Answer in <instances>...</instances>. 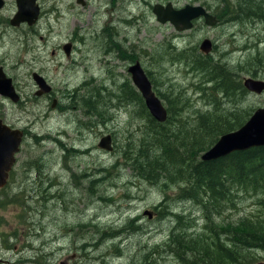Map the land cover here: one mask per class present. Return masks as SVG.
<instances>
[{"label": "rangeland", "instance_id": "1", "mask_svg": "<svg viewBox=\"0 0 264 264\" xmlns=\"http://www.w3.org/2000/svg\"><path fill=\"white\" fill-rule=\"evenodd\" d=\"M85 1V6H81L76 0H38L42 15L34 31L26 28L25 35L15 33L8 37L5 30V36L0 35V67L12 79L18 96H22L18 104L0 96V120L27 131L14 179L7 193L0 197V259L15 264L18 259H41L40 255H46L66 263L75 260L76 264H180L176 257L161 259L150 252L167 243L189 261L193 253L186 254L187 248L185 252L180 251L179 240L193 243L198 249L207 248L210 253L218 245L225 247L229 243L223 240L233 236H227L223 229L239 219L249 218L251 213L250 217L255 216L256 201L240 202L235 210L207 220L197 204L169 202L167 196L176 197L175 188H168L164 194L138 179L126 165L125 157L131 154L128 151L131 145L141 143L142 136L135 134L142 121L137 115H131L134 107L126 106L128 101L120 95L122 90L117 89L123 81H129L131 88L134 86L127 67H116L120 63L118 53L103 51L120 44L123 56L133 58L136 54L140 60H131L140 62L145 74L146 70L154 73L158 92L167 98V101L159 100L168 107L171 88L172 97L181 100L180 119L187 117L191 121L196 110L206 111L207 101L198 90L204 86L202 74L187 71L183 64L170 63L171 54L172 61L179 54L174 50L169 52L167 46L195 48L203 39H208L214 45V59L230 67L241 66L242 81L253 78L245 72L244 62L256 50L264 55V22L224 19L213 28L199 22L191 31L177 35L171 24L156 21L153 5L170 2L177 9L186 4L201 5L217 18L215 12L220 8L217 0ZM142 12L141 20L138 15ZM108 27L113 29L112 38L106 36ZM122 36L128 39L123 41ZM68 42L74 45L70 58L62 49ZM155 50L160 58L156 65L149 58ZM246 69L250 73L256 70L257 77L253 79L264 81V69L249 66ZM32 73L39 74L52 88L50 97L35 95L38 88ZM101 89H104L101 93L104 101L98 100L96 104L104 113L100 115L105 118L103 123L99 115L86 116L79 100L88 95L97 96ZM233 101L254 111L264 108V93L250 94L242 102L238 97ZM53 102H56L54 107ZM108 134L111 152L97 147L101 137ZM27 158L29 165L23 166ZM58 166V171L51 172ZM29 167L33 169L31 173ZM61 167L64 168L60 171ZM48 168L51 169L48 171ZM43 172L40 180L39 174ZM28 173L34 181L16 184L17 177ZM56 194L60 195L59 199ZM160 209L165 213L170 209L172 215L160 218ZM146 210L155 212V216L151 213L152 220L143 215ZM175 215H182L184 219L179 222ZM129 220H134L137 231L123 230L111 237V233L123 228ZM175 222L183 224L173 231ZM217 234L222 238L220 241H214ZM42 247L45 253L39 254L37 250ZM250 250H242L240 257L253 259L252 264L264 263V252ZM105 255L109 256L102 261Z\"/></svg>", "mask_w": 264, "mask_h": 264}, {"label": "trees", "instance_id": "2", "mask_svg": "<svg viewBox=\"0 0 264 264\" xmlns=\"http://www.w3.org/2000/svg\"><path fill=\"white\" fill-rule=\"evenodd\" d=\"M217 4L220 8L215 14L219 21L230 19L242 22L244 19H256L264 22V0H217ZM175 48L170 44L167 46L169 52L175 51ZM194 49L191 52L180 50L176 59L187 61L184 63L190 72L202 74L204 86L199 89V93L207 101L206 111L196 110L191 121L187 117L185 120L180 119L178 111L181 108L178 106L181 100L172 97L171 88L166 102L168 107L163 105L167 113L166 120L159 123L148 113L141 95L129 86V81L122 89L117 87L124 92V101H128L126 106L134 107L131 115H137L142 121L135 134L142 136L141 143L129 148L131 154L125 157V162L138 179L164 191V194L168 188H175L176 197L167 196L169 202L189 201L188 203L197 204L206 218L235 210L240 202L255 200V216L250 217L251 213L249 218L239 219L237 223L223 229L227 236H233L226 240L229 244L225 247L214 246L210 253L207 248L192 249L189 242L185 243L183 240H179L177 246L179 248L188 244L187 251L184 249L185 253L189 254L190 251L194 259H201L207 264H252L253 259L248 260L245 256L241 258L240 252L244 249L264 251V146L233 152L213 161L200 160L201 154L211 148L219 137L236 131L252 115V109L240 107V104L233 101L238 97L242 102L250 93L244 89L239 77L242 69L240 65L230 67L227 63L214 59L212 54L205 56ZM153 53L149 54V58L156 65L160 60L159 53L157 50ZM172 57L171 54L170 63L175 61H172ZM248 66L264 69L263 52L256 50V54H251L244 62L245 72L256 78V70L250 73L246 69ZM146 75L156 96L159 99L163 97L161 101H167L157 90L158 83L154 73L146 70ZM103 90L97 96L79 98L85 113L92 116L104 114L96 104L98 100L99 103L104 100L101 95ZM100 117V123L105 122V118ZM175 218L179 222L184 219L182 215H175ZM132 222L134 220L128 221L130 224Z\"/></svg>", "mask_w": 264, "mask_h": 264}, {"label": "water", "instance_id": "3", "mask_svg": "<svg viewBox=\"0 0 264 264\" xmlns=\"http://www.w3.org/2000/svg\"><path fill=\"white\" fill-rule=\"evenodd\" d=\"M36 1L17 0V13L13 16L10 22L11 25L17 26L20 23H26L28 26L33 25L39 15V7ZM78 2H81V0H78ZM152 14L158 23H169L179 33L191 29L192 22L201 18L206 26L213 27L218 24L217 18L207 12L201 5L186 4L179 9H175L171 3L166 5L155 4L152 7ZM63 49L66 56H69L70 45L64 46ZM199 50L205 56L209 55L212 50L211 41L208 39L202 40ZM128 73L130 74L131 83L141 95L148 113L155 120L164 121L167 116L166 110L153 92L152 85L141 65L136 62L128 69ZM32 79L38 88L35 93L36 96L50 91L49 86L41 76L33 73ZM243 87L248 93L258 96L264 92V81L248 77L243 80ZM0 96L7 98L13 104L19 101V96L14 89L11 78L5 75L2 68H0ZM52 107H54V104ZM22 139L23 133L20 129H12L0 120V189L7 184L8 173L15 163V155L19 151ZM262 146H264V108H258L243 127L219 137L216 143L202 154L201 160L213 161L233 152ZM98 147L101 150L111 152V137L109 135L101 137ZM144 215L148 219L152 218L149 211H145Z\"/></svg>", "mask_w": 264, "mask_h": 264}, {"label": "flooded vegetation", "instance_id": "4", "mask_svg": "<svg viewBox=\"0 0 264 264\" xmlns=\"http://www.w3.org/2000/svg\"><path fill=\"white\" fill-rule=\"evenodd\" d=\"M76 3L77 4H79V5H81V6H85V4H86V1L85 0H81V2H78V0H76ZM168 3H170V2H168ZM168 3H166V4H168ZM36 4L38 5V7H39V15H38V18H37V20L35 21V23L33 24V25H31V26H28L26 23H20L19 25H17V26H12L11 25V20L13 19V16L17 13V0H0V35H4L5 36V30L8 32V33H6V36H8V37H10V34H17V36H19V34L20 33H22V35H25V32L23 31V29H28L29 31H34V28L33 27H35L36 25H37V23L39 22V20L41 19V15H42V11H41V7L39 6V4H38V0L36 1ZM166 4H164V5H166ZM203 7V6H202ZM175 8V7H174ZM204 8V7H203ZM175 9H177V8H175ZM205 9V8H204ZM206 10V9H205ZM7 11H10V13H7ZM207 12H209L208 10H206ZM210 13V12H209ZM211 14V13H210ZM135 16H137V15H135ZM138 17H140V19L142 20L143 19V17H144V13L142 12L140 15H138ZM218 20V19H217ZM199 22H202L203 24H204V21H203V19L201 18V19H199V20H195V21H193L192 22V28L191 29H189L188 31H191L193 28H195L196 26H197V24L199 23ZM160 24V23H159ZM162 25H164V24H162ZM217 25H220V21L218 20V24ZM217 25H215V26H217ZM204 26H206L205 24H204ZM215 26H213V27H215ZM113 27V26H112ZM112 27H108L109 28V31L108 32H106V33H108L106 36L107 37H110V38H112V37H114V33L112 32ZM207 28H213V27H209V26H206ZM2 29H4V30H2ZM175 30V29H174ZM188 31H184V32H188ZM4 32V33H3ZM110 32H111V34H110ZM175 32H176V34L177 35H184V33L183 32H181V33H179V32H177L176 30H175ZM115 34L118 36V34H119V32L118 31H116L115 32ZM128 38H126V37H124V36H122L121 37V40H123V41H126ZM204 40V39H203ZM117 41V40H116ZM113 42H114V40H113ZM115 44H117L116 42H114ZM212 43V42H211ZM66 45H70V54H69V56H66V54H65V52H64V46H66ZM119 46V47H118ZM199 46L200 45H198V46H195V49H194V46H193V48L191 47H185V48H182V49H178V48H175V52H179L180 50H188V52H191L192 51V49H194L195 51H199V53L200 54H202L203 55V53L199 50ZM121 48H122V46L120 45V44H117V45H114V47L111 49V50H104L103 52L104 53H106V54H110V53H112V52H117L118 53V56H117V59L120 61V63L119 64H117V68L120 66V65H122V66H126L127 67V72H128V69L132 66V65H134L135 63L134 62H131L132 60L131 59H139V57L135 54L134 55V57L132 58L131 56L132 55H125V56H123L122 55V53H121ZM215 48H216V46H215ZM62 49H63V52H64V54H65V56L67 57V58H70V56H71V54H72V52H73V49H74V45H73V43H71V42H68V43H65L64 45H63V47H62ZM214 51V45L212 44V50H211V53L210 54H212V52ZM191 54V53H190ZM140 60V59H139ZM135 61H138V60H135ZM134 63V64H133ZM140 63V62H139ZM177 63L178 64H183L185 67H186V64L184 63V62H182V61H179V60H175L174 61V64H176L177 65ZM141 64V63H140ZM141 67H142V65H141ZM0 68H2V67H0ZM177 69V68H176ZM2 70H3V68H2ZM187 71H188V69H187ZM3 72H4V70H3ZM5 73V72H4ZM33 74V73H32ZM32 74H31V77H32ZM37 74V73H36ZM129 74V73H128ZM6 75V74H5ZM39 75V74H38ZM7 76V75H6ZM40 76V75H39ZM118 76V75H117ZM129 76H130V74H129ZM8 77V76H7ZM10 78V77H9ZM44 79V78H43ZM12 80V79H11ZM33 80V79H32ZM34 82V81H33ZM46 82V81H45ZM12 83H13V81H12ZM126 83H127V81H123V83L121 84V85H119L118 87H120L121 86V89H122V87L124 86V85H126ZM46 84H47V82H46ZM47 86H49L48 84H47ZM37 87V86H36ZM49 88H50V91L48 92V93H45V94H42V95H40V96H37L38 98H41V97H43L44 95H47V97H50V94H52L53 93V91H52V88L49 86ZM117 89H119V88H117ZM120 89V90H121ZM137 91V90H136ZM122 93H120V95H122V96H124V92L123 91H121ZM88 93H90V91L88 90ZM160 95H162V96H164L163 95V93H161L160 92ZM88 97H89V95H88ZM166 97V96H165ZM4 98V97H3ZM163 98V97H162ZM7 99V98H6ZM10 101V100H9ZM22 102V96L20 95L19 96V101L17 102V103H15V104H18V103H21ZM55 103L56 102H53V104H54V106H55ZM84 114L85 115H87L88 117H92L93 118V116L92 115H88L87 113H85L84 112ZM92 120V119H91ZM89 121V122H87V127L89 126V124H91V122L92 121ZM1 122L3 123V124H5L6 126H9L10 128H12V129H17V128H14V126H12V125H9L8 123H5L4 121H2L1 120ZM22 131V133H23V139H22V141L24 140V138L26 137V133H27V131L25 130V129H22L21 130ZM22 143V142H21ZM21 146V145H20ZM19 153H20V148H19V151H18V153L15 155V163H14V165H13V167H12V169H11V171L8 173V179H7V184H6V186L5 187H3L2 189H0V197L1 196H3L4 195V193H7V190H8V186H9V183L14 179L13 178V175H14V172L16 171V166H17V164H18V155H19ZM27 165H29V158H27L26 160H25V163L23 164V166H27ZM59 167L60 166H58L57 168H55L54 170H52L51 172H53V171H58V169H59ZM46 168V167H45ZM64 167H61V169H60V171L63 169ZM22 169H23V167H22ZM47 169V168H46ZM51 168H48V171L50 170ZM69 169V168H68ZM28 171H29V173H31L32 171H33V169H31V167H29V169H28ZM68 171H70L71 172V169H69ZM51 172H48V173H51ZM26 173V172H25ZM25 174V175H22L21 177H17L16 178V184H17V181H20V183L21 184H23V183H29L30 181H34V179L33 178H31L30 177V174ZM45 173L43 172V173H41V174H39V178H40V180L41 179H43V175H44ZM31 178V179H30ZM39 178L38 177H36V179L35 180H37V181H39ZM56 196V198H60V195L59 194H56L55 195ZM199 208V210L202 212V209L200 208V207H198ZM153 212V211H152ZM151 212V213H152ZM154 213V215H155V212H153ZM203 213V212H202ZM204 214V213H203ZM207 215H209V214H207ZM152 217L154 218V216L152 215ZM209 217H211V216H209ZM209 217H207L206 219L207 220H209ZM153 218H151V219H153ZM184 222V221H183ZM183 222L182 223H178V222H175V226H174V228H173V231H176L177 229H179L180 227H181V225L183 224ZM172 228V227H171ZM172 235L173 234H171L170 233V236L169 237H172ZM217 236H220V235H218L217 234ZM216 236V238H215V236H214V239H215V241H220L222 238L221 237H217ZM217 238H219V239H217ZM195 240V239H194ZM227 240V239H226ZM226 240H224L225 242H226ZM172 241V240H171ZM169 243V242H168ZM187 245L188 244H186V245H183L182 247H179V250L181 251H184V248H186L187 247ZM189 245H190V248H192V249H194L195 248V245L193 244V243H189ZM163 248V249H162ZM160 250V251H159ZM38 251V253L39 254H44L45 252L43 251V247L42 248H40V249H38L37 250ZM172 251V252H171ZM258 252H260V250H257ZM185 252V251H184ZM261 252H264V251H261ZM144 253V252H143ZM151 254H153V255H159V257L161 258V257H167V256H171V257H176L178 260H180L179 262H180V264H207L206 262H203L201 259H198V261L196 260V259H191V260H186L185 259V256L181 253V252H179V251H177L176 249H174V247H172V246H170L169 244H167V243H165L164 244V246H162L161 248L159 247L158 249H154V250H152L151 252H150ZM41 256V259H35V258H24V259H18V260H16V262H15V264H23V263H21V261H24V262H28V264H67L68 262H70V264L72 263V262H75V260H71V261H68L67 263H66V261L64 262V261H59V259H54V257H50V256H46V255H40ZM109 255H105V258H103L104 260H102V261H105L106 259H107V257H108ZM161 259H163V258H161ZM58 261V262H57ZM89 263L91 262L90 260H87ZM95 261H97L96 259H95ZM203 262V263H202ZM8 262L7 261H5V260H2V259H0V264H7ZM92 263V262H91ZM103 263V262H102ZM72 264H76V262L75 263H72ZM260 264H264V263H260Z\"/></svg>", "mask_w": 264, "mask_h": 264}, {"label": "bare ground", "instance_id": "5", "mask_svg": "<svg viewBox=\"0 0 264 264\" xmlns=\"http://www.w3.org/2000/svg\"><path fill=\"white\" fill-rule=\"evenodd\" d=\"M224 15V14H223ZM216 49V48H215ZM133 61V60H132ZM131 61V62H132ZM134 62V61H133ZM76 68V67H75ZM244 80V79H243ZM243 80H242V85H243ZM121 81V80H120ZM121 87V86H120ZM202 89V88H201ZM199 90V89H198ZM172 93V92H171ZM264 93V92H263ZM111 97V96H110ZM205 97V96H204ZM116 99V98H115ZM201 99V98H200ZM102 101V100H101ZM104 101V100H103ZM102 101V102H103ZM109 101V100H108ZM107 101V102H108ZM120 101V100H119ZM121 102V101H120ZM119 102V103H120ZM123 102V101H122ZM93 103V102H92ZM111 103V102H110ZM122 104V103H121ZM126 104V103H125ZM115 105V104H114ZM135 105V104H134ZM164 105V104H163ZM205 105V104H204ZM122 106V105H121ZM206 106V105H205ZM117 107V106H116ZM136 107V106H135ZM165 107V106H164ZM121 108H123V107H121ZM139 108V107H138ZM136 109V108H135ZM255 111V110H254ZM138 113V112H137ZM167 114V113H166ZM87 116V115H86ZM100 116V115H99ZM167 117V116H166ZM154 119V118H153ZM155 120V119H154ZM166 120V119H165ZM164 120V121H165ZM155 121H157V120H155ZM164 121H162V122H160V121H157V122H159V123H163ZM247 122V121H246ZM244 126V125H243ZM243 126H241V127H243ZM109 135V134H108ZM114 135V134H113ZM98 147V146H97ZM129 147V146H128ZM130 147H132V145L130 146ZM129 149V148H128ZM210 149V148H209ZM208 149V150H209ZM129 152H130V150H128ZM72 152V151H71ZM74 152H76V151H74ZM73 152V153H74ZM205 153V152H204ZM75 156H76V154H75ZM202 156V155H201ZM222 158V157H221ZM219 159V158H218ZM200 160H201V157H200ZM202 161V160H201ZM85 176V175H84ZM78 177V176H77ZM92 182V181H91ZM92 186V185H91ZM163 192V191H162ZM179 198V197H178ZM180 200V199H179ZM189 202V201H188ZM161 205H164V203L163 204H160L159 205V207L158 208H160L161 207ZM164 209H166V208H164ZM147 211V210H146ZM160 213L158 214V216L161 218L162 216H164L165 218L167 217L165 214H168V212H170V215H172V213H171V211H170V209L168 210V211H166V213L165 212H162V209H160ZM149 212H151V211H149ZM144 215V214H143ZM169 215V214H168ZM155 216V215H154ZM137 219V218H136ZM152 220V219H151ZM133 223V222H132ZM129 226V227H128ZM129 229H134V230H136L137 231V227L134 225V223L133 224H126L123 228H121V229H118V230H115L113 233H111V237L113 236V235H115V234H118V233H123L122 231L123 230H126V232H128V230ZM149 229V228H148ZM175 229V228H174ZM217 237H220V236H217ZM106 239V238H105ZM217 239H219V238H217ZM109 240V239H108ZM225 242V241H224ZM186 245V244H185ZM182 247V246H181ZM161 248V247H160ZM163 249V248H162ZM160 251V250H159ZM119 252V251H118ZM172 252V251H171ZM184 255V254H183ZM180 261V260H179ZM205 264V263H204Z\"/></svg>", "mask_w": 264, "mask_h": 264}]
</instances>
